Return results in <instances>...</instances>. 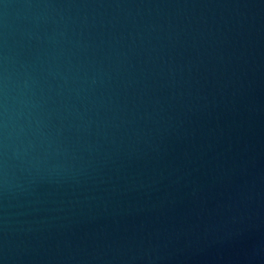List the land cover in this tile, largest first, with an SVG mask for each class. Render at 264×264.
<instances>
[{
	"label": "water",
	"instance_id": "obj_1",
	"mask_svg": "<svg viewBox=\"0 0 264 264\" xmlns=\"http://www.w3.org/2000/svg\"><path fill=\"white\" fill-rule=\"evenodd\" d=\"M0 264H264V0H0Z\"/></svg>",
	"mask_w": 264,
	"mask_h": 264
}]
</instances>
